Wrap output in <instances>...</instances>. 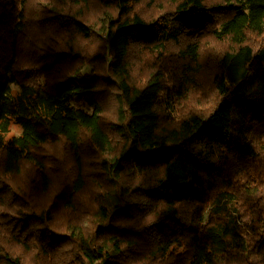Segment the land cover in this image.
Segmentation results:
<instances>
[{
    "label": "trees",
    "instance_id": "1",
    "mask_svg": "<svg viewBox=\"0 0 264 264\" xmlns=\"http://www.w3.org/2000/svg\"><path fill=\"white\" fill-rule=\"evenodd\" d=\"M0 264H264V0H0Z\"/></svg>",
    "mask_w": 264,
    "mask_h": 264
},
{
    "label": "rangeland",
    "instance_id": "2",
    "mask_svg": "<svg viewBox=\"0 0 264 264\" xmlns=\"http://www.w3.org/2000/svg\"><path fill=\"white\" fill-rule=\"evenodd\" d=\"M19 134H20V127L17 124L13 123L11 126L10 134H8V138H11L12 135H19Z\"/></svg>",
    "mask_w": 264,
    "mask_h": 264
}]
</instances>
